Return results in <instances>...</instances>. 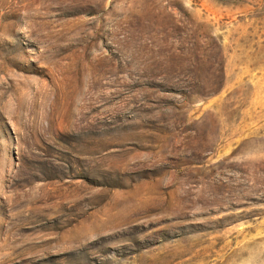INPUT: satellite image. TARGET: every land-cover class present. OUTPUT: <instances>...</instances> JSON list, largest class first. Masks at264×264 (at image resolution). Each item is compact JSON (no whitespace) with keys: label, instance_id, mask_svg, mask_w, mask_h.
<instances>
[{"label":"rangeland","instance_id":"obj_1","mask_svg":"<svg viewBox=\"0 0 264 264\" xmlns=\"http://www.w3.org/2000/svg\"><path fill=\"white\" fill-rule=\"evenodd\" d=\"M0 264H264V0H0Z\"/></svg>","mask_w":264,"mask_h":264}]
</instances>
